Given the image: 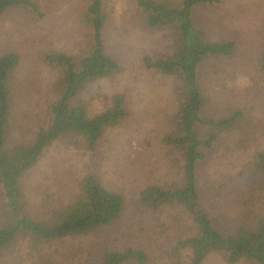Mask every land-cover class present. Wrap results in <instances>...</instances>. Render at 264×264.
<instances>
[{
    "label": "rangeland",
    "instance_id": "rangeland-1",
    "mask_svg": "<svg viewBox=\"0 0 264 264\" xmlns=\"http://www.w3.org/2000/svg\"><path fill=\"white\" fill-rule=\"evenodd\" d=\"M30 7L12 6L0 14V55L15 52L18 63L7 86L11 102L7 145H29L36 133L50 125L51 107L61 97L63 67L47 55H69L77 62L87 54L92 31L87 25L94 0H29ZM105 17V51L121 70L89 83L70 105L81 106L94 118L115 106L121 97L123 115L102 127L100 139L89 143L83 134L68 131L54 138L21 183L30 218L47 220L57 206L74 201L88 174L125 200L119 217L82 234L38 241L28 233L0 252V264H100L106 252L140 250L146 264H185L176 247L193 236L184 209L171 203L157 209L138 201L147 185L175 186L183 182V154L167 143L176 129L179 100L175 87L180 78L145 67L143 58L176 52L173 27L150 28L138 0H100ZM177 6L182 0H160ZM35 6V9H34ZM193 25L214 42L232 40L230 56L207 57L198 71L205 96L203 118L218 119L239 110L243 119L223 130L205 150L198 167L202 205L217 210L230 230L240 220L256 224L264 215L263 192L252 188L249 172L257 151H264V0H221L201 4L192 13ZM116 97V98H117ZM205 135L209 129L197 125ZM210 186V187H209ZM1 190V187H0ZM6 206L0 191V223ZM123 264H136L128 261ZM201 264H230L210 252ZM235 264H251L239 261Z\"/></svg>",
    "mask_w": 264,
    "mask_h": 264
},
{
    "label": "trees",
    "instance_id": "trees-1",
    "mask_svg": "<svg viewBox=\"0 0 264 264\" xmlns=\"http://www.w3.org/2000/svg\"><path fill=\"white\" fill-rule=\"evenodd\" d=\"M220 1L182 0L174 6L160 0H138L148 27H173L177 33L174 54L156 58L145 56L143 63L149 69L180 78L175 87L179 100L176 129L165 140L180 150L184 159L183 182L180 185H147L140 192L138 201L152 210L165 203L184 209L192 224L193 236L178 241L176 251L181 258H190L185 264H201L210 252L219 254L230 264L239 261L264 264V215L256 224L243 218L228 230L226 223L220 221L222 218L219 219L215 207L213 212L212 207L208 209L201 203L202 196H205L213 198L210 199L213 205V193L218 188L212 187L210 193L201 195L197 182L198 167L206 157L205 150L218 140L220 132L233 128L243 119L239 110L218 119H206L201 115L205 96L199 84V68L207 57L232 55L235 44L232 40L210 41L202 29L193 25L192 13L198 5H213ZM31 4L29 0H0V14L8 7H30ZM104 20L101 1L94 0L87 17V25L92 31L88 53L77 62L65 54L46 56L49 62L63 67V92L51 107L50 125L38 130L35 140L29 145H7L6 142L11 112L7 81L10 71L18 63V55L15 52L0 55V191L6 206L4 220L0 223V252L20 233L33 235L38 241H52L110 224L123 210L125 200L122 195L106 189L96 176L88 174L83 177L79 195L74 201L54 207L47 220L34 221L30 218L21 183L23 174L36 164L54 138L74 131L83 134L92 144L100 139L104 125L115 123L123 115L119 107L122 99L117 96L114 98L115 106L94 118L88 117L83 107L69 104L89 83L111 77L121 70L117 59L105 51ZM260 67L264 70V48L260 55ZM197 125L207 127L209 132L200 134ZM249 170V176L251 174L255 180L251 184L253 190L263 192L264 197V151L255 152ZM128 261L146 264V257L140 250L127 248L121 252H106L100 264H123Z\"/></svg>",
    "mask_w": 264,
    "mask_h": 264
}]
</instances>
